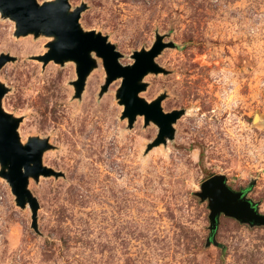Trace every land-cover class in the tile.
<instances>
[{"label": "rangeland", "instance_id": "rangeland-1", "mask_svg": "<svg viewBox=\"0 0 264 264\" xmlns=\"http://www.w3.org/2000/svg\"><path fill=\"white\" fill-rule=\"evenodd\" d=\"M68 3L85 5L81 29L107 37L123 66L156 35L172 43L140 97L184 114L173 139L148 151L158 128L140 116L129 128L120 80L100 95L99 58L76 98L74 62L38 61L53 39L16 37L0 16V55L12 58L0 69L2 109L20 121L22 143L47 140L42 164L56 173L29 180L36 230L0 178V264H264V227L221 214L208 243V202L197 196L223 175L264 215V0Z\"/></svg>", "mask_w": 264, "mask_h": 264}, {"label": "water", "instance_id": "water-1", "mask_svg": "<svg viewBox=\"0 0 264 264\" xmlns=\"http://www.w3.org/2000/svg\"><path fill=\"white\" fill-rule=\"evenodd\" d=\"M85 9L82 4L71 10L68 0H54L42 4H38L36 0H0V16L15 23L16 37L32 34L34 37L43 35L53 39L47 45L48 51L38 61L44 65L50 61L60 65L65 62L75 63L76 98H80L87 76L96 67V61L92 57L94 54L101 60L106 76L100 95L107 91L113 81L120 80L115 98L118 105L123 107L122 119H127L129 128L137 116L143 117L145 125L153 123L158 128L157 137L147 146V150L165 144L166 139L172 140L173 125L184 111L164 113L161 108L163 96L148 103L140 97V93L145 91L142 81L146 75L162 73L155 59L163 50L174 48V45L165 43L164 36L156 35L148 50L133 52L132 64L123 66L119 63L121 55L108 42L107 37L81 29L79 19ZM11 60L7 55H0V69ZM5 93V87L0 84V178L9 185L16 205L21 208L28 206L31 211V226L36 230L39 205L28 190V185L30 179L37 181L40 176L50 177L56 174L42 164L43 154L50 145L47 140L38 138L21 142L17 132L20 121L4 112L1 106ZM197 196L208 202V243H213L221 214L250 226L264 227V215L246 198V191L231 190L223 175H215L205 180L200 185Z\"/></svg>", "mask_w": 264, "mask_h": 264}]
</instances>
